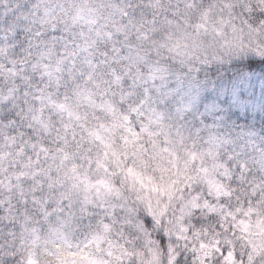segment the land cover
<instances>
[{"label":"clouds","instance_id":"clouds-1","mask_svg":"<svg viewBox=\"0 0 264 264\" xmlns=\"http://www.w3.org/2000/svg\"><path fill=\"white\" fill-rule=\"evenodd\" d=\"M218 261L264 264V0H0V264Z\"/></svg>","mask_w":264,"mask_h":264},{"label":"snow or ice","instance_id":"snow-or-ice-1","mask_svg":"<svg viewBox=\"0 0 264 264\" xmlns=\"http://www.w3.org/2000/svg\"><path fill=\"white\" fill-rule=\"evenodd\" d=\"M224 251H225V254H226L227 253V250L225 249ZM217 264H219V261L217 262Z\"/></svg>","mask_w":264,"mask_h":264}]
</instances>
